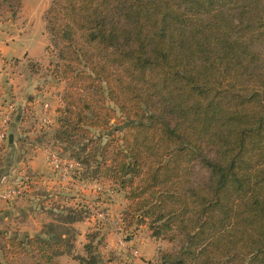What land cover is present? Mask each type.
Returning <instances> with one entry per match:
<instances>
[{
  "label": "trees",
  "instance_id": "trees-1",
  "mask_svg": "<svg viewBox=\"0 0 264 264\" xmlns=\"http://www.w3.org/2000/svg\"><path fill=\"white\" fill-rule=\"evenodd\" d=\"M21 2L0 9L14 20ZM42 20L65 85L54 142L79 181L124 194L125 238L176 245L159 264H264V0H51ZM91 216L0 233V264L110 263L97 225L75 252Z\"/></svg>",
  "mask_w": 264,
  "mask_h": 264
},
{
  "label": "crops",
  "instance_id": "crops-1",
  "mask_svg": "<svg viewBox=\"0 0 264 264\" xmlns=\"http://www.w3.org/2000/svg\"><path fill=\"white\" fill-rule=\"evenodd\" d=\"M25 1L27 0H24L23 4ZM25 9L27 11L25 13L26 18L22 16L24 8H21L16 18L10 20L8 25L10 29L16 26L21 17H23L21 18L23 21L26 20L29 23L33 18H42L46 8ZM6 25L7 23L0 21V96L4 93L5 96L3 97L9 96L10 100L13 101L10 95H14L17 105L14 110H17V112L16 114H7L5 112L7 106L0 105V128L5 130L7 139L10 135H13L12 144L7 143L5 149L2 152L0 150V192L19 180L27 179V182H25V191L22 197L8 202L0 200V233L6 232L8 235L18 233L31 236L39 234L42 227L51 222L53 220L52 216H55L63 207L75 206L76 204L88 205L89 190L94 189V187L105 189L103 196L106 193L108 194V191L114 190V197L111 202L109 199L101 197H97L96 201V205L106 207V212L110 218L105 221L109 223L97 224L95 222L97 219L91 216L74 224V228L77 230L74 243L75 252L83 254L82 248L86 242L85 236L97 225L104 235V241L99 247V251L105 261L112 259L107 264H159V250H163L160 248L161 241L151 238L144 227L135 229L133 237L127 240L123 233L116 230L111 222L112 219H120L121 213L127 206V201L122 192L115 190L108 182L83 183L74 177V173L62 178L59 174L53 172L48 163V155L52 152L51 146H54L55 149L58 147L53 136L58 128L56 110L59 108V96L63 84L51 82V86H39L38 76L31 75L27 66L22 75L21 72L15 70L16 67L11 66L12 60L22 61L23 64L20 65H24V63L28 64L29 61L43 62L44 57L38 58L30 52H24L21 56H13L12 60H9L3 54L4 47L10 42H15L23 34L8 38L5 31ZM12 29L14 30V28ZM15 31L18 32L17 29ZM53 90H55V93L52 95ZM49 99L52 101L49 102ZM52 102L55 103V106ZM45 105L48 107L45 108ZM24 132L26 133L24 134ZM22 133L23 138H21ZM27 141L28 143H31L30 141L34 143L30 144L32 149L29 152H32V155L28 156V160L24 165L22 164L23 161L16 160V153L20 150V146L25 145ZM48 145L51 146L48 147ZM14 172H18V175L21 176L12 178L11 175ZM24 173H27V175L24 176ZM80 190L86 193V196L80 195L82 200L79 201V195L74 194L76 193L74 191L80 192ZM77 244L81 247V251L77 250ZM134 252H136V255H134ZM58 261L61 264H76L66 255L59 257Z\"/></svg>",
  "mask_w": 264,
  "mask_h": 264
},
{
  "label": "rangeland",
  "instance_id": "rangeland-1",
  "mask_svg": "<svg viewBox=\"0 0 264 264\" xmlns=\"http://www.w3.org/2000/svg\"><path fill=\"white\" fill-rule=\"evenodd\" d=\"M23 1L24 0H22L19 8L20 9L24 8L23 15H22L24 18H26L25 13H27V11H25L26 10L25 8H46L45 9V11H46L49 8L50 3H51V0H27V1H25L24 4H23ZM20 9H19L17 15L20 13ZM23 17H21V18H23ZM21 18L19 19L16 26L12 27V28H14V30L12 28L10 29V27L8 26L9 22L11 20L10 14L8 12H6L5 10L0 9V21L7 23L6 28H5V31L7 33V37L9 38L11 36L23 34V36H20L15 42L8 43V45L6 47H4V49H3V54H5V56L7 58H9V60H12L11 58L13 56H15V57L21 56L24 52H30L33 54V56L38 57V58L44 57L43 62L32 61L33 67L31 69V71H30L29 66L26 63H24V65H20V64H23L22 61L19 62L17 60L16 61L12 60L11 66H13V68L16 67L15 70L17 72H21L20 73L21 75L24 73L25 68L27 66V68L29 69V73L31 75H37L38 76L37 80L39 81L38 82L39 86H44V85L45 86H47V85L51 86V82H56V81L50 77L49 64H50V62H53L55 64L56 59L54 58V56L51 53H47V52L44 53V51H45L44 48H45V46L48 45V39H47V35H46L45 29H44L45 24H44L42 18H40V17L31 19L30 23L26 20L23 21ZM15 29H17L18 32L15 31ZM43 53H44V55H43ZM46 77H47V79H46ZM50 86H48V87H50ZM62 86H63V89L61 91V94L64 91L65 85L63 84ZM40 90H41V88H40ZM54 93H55V90L52 91V95ZM1 96H0V105L1 106L3 105L6 107V106H10V105L13 106L14 105L13 110L8 111V109L5 108V112L7 114H11V113L16 114L17 110H14L17 106L16 101H15L16 97L14 95L13 96L10 95L13 99V101H12V100H10L11 98L9 96L6 98L3 97V96H5L4 93ZM48 101L50 102L52 100L49 99ZM52 103H53V106H55V103L54 102H52ZM58 105H59V108L62 107L61 102H60V96H59V104ZM0 130H1V128H0ZM36 131H37V129H36ZM25 133L26 132H24V134ZM21 136H22L21 138H23V133ZM30 142L31 143H28V141H27L28 144L26 143L25 145L20 146V150L18 151V153H16V160L23 161L22 164H24V165L26 164V162L28 160V156L32 155V152H29L32 149L30 144H33L34 142H32V141H30ZM44 142H46V141H44ZM7 143H8L7 138L5 139L4 142L0 143L1 152L3 149H5V145H7ZM50 146L51 145H48V147H50ZM57 146L58 147L56 149L54 146H51L52 147L51 153H54L56 156H58L62 162H67L69 160L71 151L73 149L66 146V145H61V146L57 145ZM3 163H4V161H3ZM26 175H27V173H24V176H26ZM11 176H12V178L13 177L16 178V177L21 176V175H18V172L17 173L14 172ZM20 181L24 182L23 183L24 185L26 184L25 182H27V181H25V179H22ZM5 189H8V187ZM100 189H97L94 187V189L89 190L90 191L89 195H88L89 196V200H88L89 204L86 206L90 211L103 213L106 211V209H105L106 207L96 205L97 197H101L103 199H109L110 202L113 199V197L110 198L109 193L108 194L106 193V195L103 196L105 194V192H104L105 189H101V190ZM110 191H114V190H110ZM74 192H76L74 194H76L77 196L79 195V197H78L79 201L82 200V197L80 195L86 194V193L82 192L81 190H80V192H77V191H74ZM14 200H16V199H14ZM52 218L55 219V216H52ZM112 220H111V222H112ZM95 222L97 224L109 223L108 221H105L103 219L95 220ZM111 227H112V225H111ZM160 243H161L160 248H162L163 250H175V248H176V245L169 244L166 241H163V242L161 241ZM77 250L81 251V247L78 244H77ZM77 254H79V253H77Z\"/></svg>",
  "mask_w": 264,
  "mask_h": 264
},
{
  "label": "built area",
  "instance_id": "built-area-1",
  "mask_svg": "<svg viewBox=\"0 0 264 264\" xmlns=\"http://www.w3.org/2000/svg\"><path fill=\"white\" fill-rule=\"evenodd\" d=\"M48 106L45 105V108ZM8 111L13 110V106H7L6 107ZM7 118V117H6ZM7 120V119H6ZM5 120V121H6ZM7 138L6 132L3 128L0 130V143L4 142L5 139ZM48 163L51 166L52 170L59 174L62 178H65L73 173H75V170L79 167L78 164L74 163L73 161L69 160L67 162H62L58 156H56L54 153H50L48 155ZM27 181V179H25ZM24 182L18 181L17 183L11 185L8 187V189H5L4 191L0 192V200L3 201H13L14 199L20 198L24 191H25V185L23 184ZM109 197L112 198L114 197V191H109ZM92 216L96 218L97 220L103 219L107 220L109 219V215L107 212H93L91 211ZM109 217V218H108ZM112 223L115 227L116 230H119L121 232L122 228V223L120 219H113ZM134 255H136V252H134Z\"/></svg>",
  "mask_w": 264,
  "mask_h": 264
},
{
  "label": "water",
  "instance_id": "water-1",
  "mask_svg": "<svg viewBox=\"0 0 264 264\" xmlns=\"http://www.w3.org/2000/svg\"><path fill=\"white\" fill-rule=\"evenodd\" d=\"M12 142H13V135H10V136L8 137V143H9V144H12Z\"/></svg>",
  "mask_w": 264,
  "mask_h": 264
}]
</instances>
